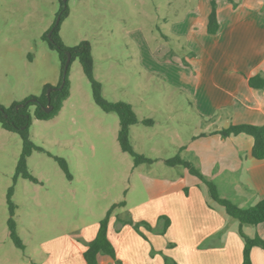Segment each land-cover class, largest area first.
<instances>
[{
    "label": "rangeland",
    "instance_id": "rangeland-1",
    "mask_svg": "<svg viewBox=\"0 0 264 264\" xmlns=\"http://www.w3.org/2000/svg\"><path fill=\"white\" fill-rule=\"evenodd\" d=\"M63 2L67 15L59 28L62 43L66 47L89 43L93 75L103 98L132 106L138 123L130 127V144L154 162L134 167L132 158L120 150L117 115L94 104L79 60H72L69 97L58 115L37 120L34 106L28 108L29 138L41 149L27 158V170L36 183L21 178L14 182L21 138L0 127V264L38 260L42 243L98 224L113 206L112 217L129 218L132 206L149 201L169 180L203 186L184 168L168 167L164 161L179 153L202 175L203 170L213 172L210 148L229 124L223 110L207 113L211 118L199 116V108H211L225 97L210 79L213 64L204 70L211 55L209 43H201L200 33L190 29L198 17L189 13L199 0ZM60 10V0H0L1 106L38 97L45 86L47 92L59 84L61 63L44 37ZM183 20L186 30L177 29ZM222 51L215 47V56ZM54 157L66 161L71 179ZM12 186L23 251L8 238L6 194ZM120 202L126 206H118Z\"/></svg>",
    "mask_w": 264,
    "mask_h": 264
},
{
    "label": "crops",
    "instance_id": "crops-1",
    "mask_svg": "<svg viewBox=\"0 0 264 264\" xmlns=\"http://www.w3.org/2000/svg\"><path fill=\"white\" fill-rule=\"evenodd\" d=\"M212 1L199 0L189 13L198 17L190 29L200 33L201 43H209L211 55L205 59L204 70L213 64L210 79L225 97L217 99L211 108H199V116L211 118L207 113L223 110L229 118L228 127L264 125V89H253L248 84L251 77H264V0L213 1L218 29L208 34ZM183 23L184 20L179 22L177 29H184ZM215 47L225 49V53L215 56ZM245 48L249 50L243 55ZM231 49L234 55H226ZM216 140L217 145L210 148L213 172L203 170V175L215 184L221 198L239 208L255 205L264 198V159L252 157L253 139L239 134ZM130 214L120 219L111 216L108 225V238L121 264H241L243 239L239 231L248 238L264 239V222L241 227L238 222L232 223L224 209L212 203L204 185H187L183 181L169 180L160 185L157 194L132 206ZM162 218L168 221L163 234L166 222ZM130 221L144 223L149 229L141 225L136 231L128 224ZM97 230L98 224L76 234L57 236L42 243L41 258L15 264H86L83 253ZM250 261L264 264V250L253 248ZM97 264H115V260L99 254Z\"/></svg>",
    "mask_w": 264,
    "mask_h": 264
},
{
    "label": "trees",
    "instance_id": "trees-1",
    "mask_svg": "<svg viewBox=\"0 0 264 264\" xmlns=\"http://www.w3.org/2000/svg\"><path fill=\"white\" fill-rule=\"evenodd\" d=\"M60 2L61 10L59 14V22L56 26L53 25V31L50 35V39H48L46 36L44 37V39L47 41L48 47L51 50L57 52L59 61L61 63V79L59 84L56 88H53L55 90H52L48 97L46 92L48 86H45L43 92L38 97H30L25 99L23 102H13L9 107H3L0 105V127L5 131L18 134L22 142V150L15 167L13 179L14 182L18 178L34 183L37 182V180L27 170V158L34 150H41L40 148L36 147L29 138L28 129L31 123V118L28 113V108L31 105L34 106V118L37 120L47 121L58 115L62 109L64 101H66L69 97V82L67 80V74L70 63L74 59L79 60L82 72L90 83L94 104L105 113H115L117 115L119 120L117 142L120 150L132 158L134 167H137L141 164H152L154 161L144 157L143 155L137 154L130 144V127L138 123V119L132 109V106L125 102H108L103 98L101 94V84L95 80L93 75V59L89 43L87 41H82L73 47H66L62 43L59 37V28L62 20L67 15V9L64 8L63 0H60ZM217 29L218 24L215 13V4L212 1L211 11L207 22V32L208 34H215ZM67 54L70 55V62L66 75L63 77V69L67 59ZM62 80L64 81L63 86L58 90L57 88L61 85ZM248 84L253 89H264V77L260 75L251 77L248 81ZM47 107H51L49 112H45ZM142 123L152 124V121L143 120ZM219 134L222 137L239 134L250 136L253 139V146L251 150L252 157L257 160L264 159V125H231L220 130ZM54 160L58 163L65 176L68 179H71L66 161L58 157H54ZM164 164L168 167H182L186 169L189 174L196 177L206 187L210 199L221 206L230 218L235 219L239 223L240 227L243 225L256 226L264 222V198L251 207L239 208L229 200L221 198L218 194L215 184L202 175V173L194 166L192 162L183 160L179 153L172 158L166 159ZM12 196L13 186L7 190L6 194V204L8 207V219L6 221L8 238L15 248L23 251L25 247L17 233L16 222L14 220L15 205L12 202ZM124 205V202H120L118 204V206ZM113 208L114 206L107 211L105 217L98 223V230L94 239L91 240L86 246V250L83 253V258L86 264H97V256L99 254L112 258L115 260V264H121L116 260L114 246L108 238V225ZM162 219H164L166 222L164 228L161 231L163 234L168 226V221L166 218ZM128 224H130L136 231H138V228L141 225L149 229V226L144 223L133 224L130 221ZM239 234L243 239L241 264H251L250 251L253 248H261L264 250V239L259 236L248 238L242 234L241 230L239 231Z\"/></svg>",
    "mask_w": 264,
    "mask_h": 264
},
{
    "label": "water",
    "instance_id": "water-1",
    "mask_svg": "<svg viewBox=\"0 0 264 264\" xmlns=\"http://www.w3.org/2000/svg\"><path fill=\"white\" fill-rule=\"evenodd\" d=\"M63 1H65V0H63ZM59 19H60V17H58L57 22L55 23V26L58 24ZM52 31H53V28L50 30V32H49V34H48V39H50V35H51ZM69 62H70V55L67 54V59H66L65 66H64V69H63V77L66 75V72H67V68H68ZM63 83H64V81L62 80L61 85L57 88L58 90L62 88ZM52 90H55V89H53V88L48 89V91H47V97H48L49 93H50ZM50 110H51V107H47V108L45 109V112H49Z\"/></svg>",
    "mask_w": 264,
    "mask_h": 264
}]
</instances>
